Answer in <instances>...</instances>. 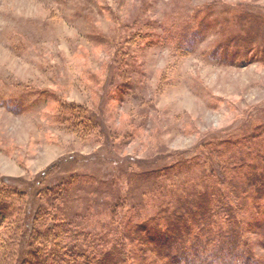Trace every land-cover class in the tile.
Returning <instances> with one entry per match:
<instances>
[{"label": "rangeland", "instance_id": "1", "mask_svg": "<svg viewBox=\"0 0 264 264\" xmlns=\"http://www.w3.org/2000/svg\"><path fill=\"white\" fill-rule=\"evenodd\" d=\"M263 121L264 0H0V250L26 247L12 238L55 184L44 225L58 212L106 230L120 200L126 232L161 205L172 158Z\"/></svg>", "mask_w": 264, "mask_h": 264}, {"label": "trees", "instance_id": "2", "mask_svg": "<svg viewBox=\"0 0 264 264\" xmlns=\"http://www.w3.org/2000/svg\"><path fill=\"white\" fill-rule=\"evenodd\" d=\"M77 115L85 116L81 111ZM237 131L225 132L222 138L208 135L199 143L198 154L172 158L170 185L157 181L161 205L151 217L138 218L126 232L121 226L116 233L117 227L134 216L126 215L131 209L123 208L120 200L110 205V220L103 224L106 230L95 229L78 216L63 218L58 212L51 224L44 225L50 212L45 203L52 200V204L67 186L64 190H57L62 186L58 184L38 189L40 203L34 218L37 213L41 218L24 233L21 223L26 219L17 215L21 230L11 241L27 239L26 247L18 252L0 250V261L133 264L141 259L144 264H264L253 251L256 244L264 249V121ZM8 191L0 185V222L11 209ZM18 193L25 204L26 194L23 190ZM115 218L118 221L110 228ZM253 235L259 237L257 243L251 239ZM126 238L136 240L143 252L144 244H150L147 249L154 253L152 260L147 261L141 251L128 250ZM3 247L7 249L6 241Z\"/></svg>", "mask_w": 264, "mask_h": 264}]
</instances>
